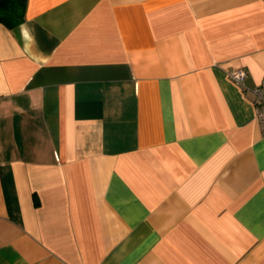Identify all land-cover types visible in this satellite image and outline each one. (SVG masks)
I'll list each match as a JSON object with an SVG mask.
<instances>
[{"label": "crops", "instance_id": "1", "mask_svg": "<svg viewBox=\"0 0 264 264\" xmlns=\"http://www.w3.org/2000/svg\"><path fill=\"white\" fill-rule=\"evenodd\" d=\"M262 78L264 0H27L0 23V264H264Z\"/></svg>", "mask_w": 264, "mask_h": 264}, {"label": "built area", "instance_id": "2", "mask_svg": "<svg viewBox=\"0 0 264 264\" xmlns=\"http://www.w3.org/2000/svg\"><path fill=\"white\" fill-rule=\"evenodd\" d=\"M228 78L235 85L244 88V80L246 78V71L242 68H235L228 73ZM253 95V109L255 117L260 124L262 132H264V78L261 83L250 89Z\"/></svg>", "mask_w": 264, "mask_h": 264}, {"label": "trees", "instance_id": "3", "mask_svg": "<svg viewBox=\"0 0 264 264\" xmlns=\"http://www.w3.org/2000/svg\"><path fill=\"white\" fill-rule=\"evenodd\" d=\"M27 0H0V23L16 27L25 19Z\"/></svg>", "mask_w": 264, "mask_h": 264}]
</instances>
